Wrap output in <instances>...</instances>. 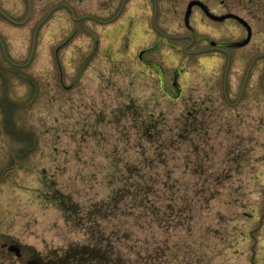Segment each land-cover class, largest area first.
Instances as JSON below:
<instances>
[{"label": "rangeland", "instance_id": "obj_1", "mask_svg": "<svg viewBox=\"0 0 264 264\" xmlns=\"http://www.w3.org/2000/svg\"><path fill=\"white\" fill-rule=\"evenodd\" d=\"M190 1L0 0V264H264V0Z\"/></svg>", "mask_w": 264, "mask_h": 264}, {"label": "flooded vegetation", "instance_id": "obj_2", "mask_svg": "<svg viewBox=\"0 0 264 264\" xmlns=\"http://www.w3.org/2000/svg\"><path fill=\"white\" fill-rule=\"evenodd\" d=\"M194 6L200 7L199 5H194ZM225 19H230V18H225ZM224 20H221V21H224ZM221 49H223V48H221ZM172 84L176 87L178 93H180L179 87L176 84L175 80L172 81ZM242 90H244L243 87L240 88V90L238 91V93L236 95V98L232 102L233 104L231 103V105L237 106L238 104H240L242 102V100H241L242 95H243ZM1 247L3 249H6L7 252L10 253L11 255H14L17 258L22 259L23 264H48L44 260L41 262L40 258L37 255H35V253H32V252L29 253L21 244L15 242V241L4 242L1 244Z\"/></svg>", "mask_w": 264, "mask_h": 264}, {"label": "water", "instance_id": "obj_3", "mask_svg": "<svg viewBox=\"0 0 264 264\" xmlns=\"http://www.w3.org/2000/svg\"><path fill=\"white\" fill-rule=\"evenodd\" d=\"M194 5H199L204 10L206 15H208L210 18H212L214 20L221 21V20H224L225 18H233V19L239 21L248 30V35H247L246 39L243 40L242 42H240L239 44L242 45V44H245V43H247L249 41L250 35H251L250 27L241 17H239V16H237V15H235L233 13H226V14H223V15H215L212 12H210L208 10L207 6L204 3H202L201 1H199V0H192V1H190L188 3L187 11H186V14H185V22H186V24L188 23V16H189V14L191 12L192 6H194Z\"/></svg>", "mask_w": 264, "mask_h": 264}, {"label": "trees", "instance_id": "obj_4", "mask_svg": "<svg viewBox=\"0 0 264 264\" xmlns=\"http://www.w3.org/2000/svg\"><path fill=\"white\" fill-rule=\"evenodd\" d=\"M83 250H84V248H83ZM83 250H82V252L79 251L78 253H80V254H77V256H75L74 258L71 259V260L74 259V261L76 262L75 264H91L92 259H91L90 250L84 251V253H83ZM93 256H95V255H93Z\"/></svg>", "mask_w": 264, "mask_h": 264}]
</instances>
